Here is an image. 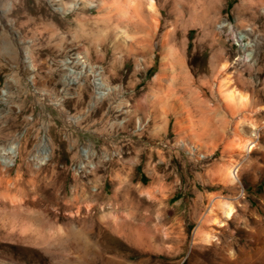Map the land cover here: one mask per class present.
Returning <instances> with one entry per match:
<instances>
[{
	"label": "rangeland",
	"instance_id": "rangeland-1",
	"mask_svg": "<svg viewBox=\"0 0 264 264\" xmlns=\"http://www.w3.org/2000/svg\"><path fill=\"white\" fill-rule=\"evenodd\" d=\"M261 228L264 0H0V264H221Z\"/></svg>",
	"mask_w": 264,
	"mask_h": 264
},
{
	"label": "bare ground",
	"instance_id": "bare-ground-1",
	"mask_svg": "<svg viewBox=\"0 0 264 264\" xmlns=\"http://www.w3.org/2000/svg\"><path fill=\"white\" fill-rule=\"evenodd\" d=\"M140 12L141 11L138 12L137 10L136 14H137V20H141V22L138 23V21L136 20L135 26L141 31H144L148 35H150L154 26L152 25L150 20L148 21L147 15H143V13L141 14ZM239 34L240 35H239L238 41L243 42V44H239V45L241 46L242 50L244 51V53H246L247 56H252V51L250 49L251 45L248 42H245V39L247 38V36L242 33H239ZM171 38H172L171 34H167L164 37L163 45L164 46L169 45V43L172 40ZM252 148L253 146H250L249 150H252ZM80 167H82V165H80ZM79 169H82V168H79ZM234 178L236 179V176H234ZM233 215H234V208H232L231 206L225 207L224 212H223V216L225 217V219L231 220L233 218ZM234 247H237L236 248L237 251L234 249ZM221 252H220L221 258H222L221 264H257L258 261L260 262V264H264V229L261 228V230H258L256 232L255 243L250 244L249 249L244 248L243 246H239V247L236 246L235 241L231 242V241L225 240L224 245H223V250Z\"/></svg>",
	"mask_w": 264,
	"mask_h": 264
},
{
	"label": "built area",
	"instance_id": "built-area-1",
	"mask_svg": "<svg viewBox=\"0 0 264 264\" xmlns=\"http://www.w3.org/2000/svg\"><path fill=\"white\" fill-rule=\"evenodd\" d=\"M83 155H86L87 152L85 150H82ZM95 167V165H92V169Z\"/></svg>",
	"mask_w": 264,
	"mask_h": 264
}]
</instances>
